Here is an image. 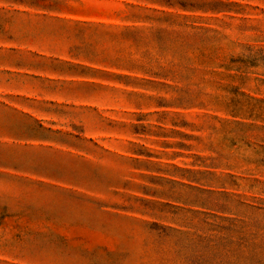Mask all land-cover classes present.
<instances>
[{"label": "rangeland", "instance_id": "374dc122", "mask_svg": "<svg viewBox=\"0 0 264 264\" xmlns=\"http://www.w3.org/2000/svg\"><path fill=\"white\" fill-rule=\"evenodd\" d=\"M0 264H264V0H0Z\"/></svg>", "mask_w": 264, "mask_h": 264}, {"label": "trees", "instance_id": "16d2710c", "mask_svg": "<svg viewBox=\"0 0 264 264\" xmlns=\"http://www.w3.org/2000/svg\"><path fill=\"white\" fill-rule=\"evenodd\" d=\"M157 229H159L161 232H166L167 228H163V227H158Z\"/></svg>", "mask_w": 264, "mask_h": 264}]
</instances>
